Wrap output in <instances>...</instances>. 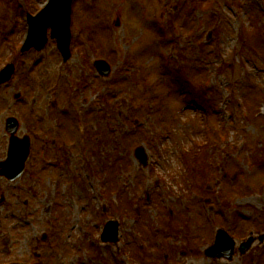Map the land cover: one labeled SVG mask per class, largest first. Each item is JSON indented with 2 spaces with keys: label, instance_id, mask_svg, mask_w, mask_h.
<instances>
[{
  "label": "rangeland",
  "instance_id": "obj_1",
  "mask_svg": "<svg viewBox=\"0 0 264 264\" xmlns=\"http://www.w3.org/2000/svg\"><path fill=\"white\" fill-rule=\"evenodd\" d=\"M24 1L0 0V65L24 38L23 8L45 0ZM70 28L68 62L49 40L0 87V159L7 115L32 135L25 173L0 177V264H264V116L246 118L264 115V0H73ZM109 219L117 240L100 243ZM217 226L253 244L209 258Z\"/></svg>",
  "mask_w": 264,
  "mask_h": 264
},
{
  "label": "water",
  "instance_id": "obj_2",
  "mask_svg": "<svg viewBox=\"0 0 264 264\" xmlns=\"http://www.w3.org/2000/svg\"><path fill=\"white\" fill-rule=\"evenodd\" d=\"M70 0H50L49 4L41 12L45 18L44 20L39 16L34 18L32 22V30L29 33L28 39L25 41L22 49H28L31 45L36 48H40L46 42V29L47 26L51 27L50 35L56 38L57 46L62 53L63 57L69 56V41L70 32L68 29V15L70 10ZM96 63L102 64V61ZM9 67H12L11 64ZM7 70L8 73L4 77H0V82L8 79L12 72V68ZM108 71L106 68L105 72ZM13 118H9L7 121V130L13 133L16 129V122ZM29 153V140L27 138H17L11 136L9 140V147L7 151L6 159L0 161V175H5L10 180H13L20 176L24 169V162ZM138 154V151H137ZM116 221H109L106 224V228L110 230V234L106 236V239L117 240V226ZM105 239V238H104ZM252 238L248 239L246 243L241 244L239 247L240 253H244L250 247ZM235 242L231 236L222 228L219 229L218 234L215 237L213 244L205 251L206 255L211 257H225L230 259L233 255V248ZM13 264V263H12ZM15 264V263H14Z\"/></svg>",
  "mask_w": 264,
  "mask_h": 264
}]
</instances>
